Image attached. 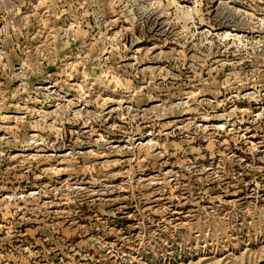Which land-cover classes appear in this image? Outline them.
Returning <instances> with one entry per match:
<instances>
[{
  "label": "rangeland",
  "instance_id": "374dc122",
  "mask_svg": "<svg viewBox=\"0 0 264 264\" xmlns=\"http://www.w3.org/2000/svg\"><path fill=\"white\" fill-rule=\"evenodd\" d=\"M0 264H264V0H0Z\"/></svg>",
  "mask_w": 264,
  "mask_h": 264
}]
</instances>
